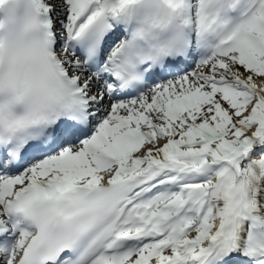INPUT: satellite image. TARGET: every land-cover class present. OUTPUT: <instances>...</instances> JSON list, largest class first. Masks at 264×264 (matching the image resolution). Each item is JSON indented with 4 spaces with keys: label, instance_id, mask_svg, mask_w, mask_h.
I'll use <instances>...</instances> for the list:
<instances>
[{
    "label": "snow or ice",
    "instance_id": "obj_1",
    "mask_svg": "<svg viewBox=\"0 0 264 264\" xmlns=\"http://www.w3.org/2000/svg\"><path fill=\"white\" fill-rule=\"evenodd\" d=\"M0 264H264V0H0Z\"/></svg>",
    "mask_w": 264,
    "mask_h": 264
}]
</instances>
